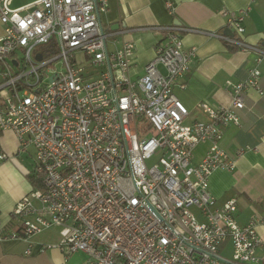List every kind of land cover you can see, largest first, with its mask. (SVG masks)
<instances>
[{
    "label": "built area",
    "instance_id": "1",
    "mask_svg": "<svg viewBox=\"0 0 264 264\" xmlns=\"http://www.w3.org/2000/svg\"><path fill=\"white\" fill-rule=\"evenodd\" d=\"M12 2L0 0V128L14 130L22 148L35 147L40 185L16 202L19 228L1 237L29 239L60 226V239L39 250L56 247L65 259L86 254L74 264H264L256 230L264 219L241 223L238 198L218 203L209 188L215 168L236 164L220 144L224 126L241 125L247 88L264 92V46L241 35L157 24L154 57L134 78L135 43L111 49L107 42L100 12L108 0ZM222 14L244 33L246 9ZM187 31L257 54L245 80L228 82L230 103L202 101L206 119L191 122L173 91L196 56L195 46L183 44ZM199 143L208 149L195 160Z\"/></svg>",
    "mask_w": 264,
    "mask_h": 264
},
{
    "label": "crops",
    "instance_id": "2",
    "mask_svg": "<svg viewBox=\"0 0 264 264\" xmlns=\"http://www.w3.org/2000/svg\"><path fill=\"white\" fill-rule=\"evenodd\" d=\"M223 9L234 12L247 10L243 34H238L230 25L228 17L222 14ZM100 20L109 33L107 42L111 49L120 47L124 41L135 43L131 69L134 78L144 74L145 65L154 57L155 44L161 37L154 28L157 24L177 23L241 35L251 44L264 46V0H108V8L100 12ZM182 38L185 47H196V56L191 69L177 78L173 91L190 110L185 121L206 119L200 102L228 105L231 101L228 82L245 80L249 69L256 65L257 54L254 50H242L223 38L200 32L187 31ZM258 67L264 90V59ZM238 113L241 125L229 123L224 126L220 141L236 164L232 169L215 168L210 174L209 188L218 203L237 197L238 220L246 223L254 216L264 219V92L260 93L254 87L247 88L245 105ZM207 149L208 143H204L196 153L194 150L195 160H200ZM35 160L32 144L22 148L14 130L0 128V264L80 262L86 258L83 252H76L65 259L56 247L39 250L43 244L57 242L61 237L60 231L55 236L45 229L29 239L1 237L19 228L20 220L13 213V208L35 187ZM256 230L264 240V223L258 221ZM31 245L32 252L26 253Z\"/></svg>",
    "mask_w": 264,
    "mask_h": 264
},
{
    "label": "rangeland",
    "instance_id": "3",
    "mask_svg": "<svg viewBox=\"0 0 264 264\" xmlns=\"http://www.w3.org/2000/svg\"><path fill=\"white\" fill-rule=\"evenodd\" d=\"M29 0H14L13 1V6H19V5H21V4H23V3H26V2H28ZM54 64H56L57 66H58V62H55ZM51 66H53V64H51ZM186 122H191L190 120H187ZM202 144H204V143H199V144H197L195 147H194V152L196 153V150H198V149H200V146L202 145ZM196 155V154H195ZM157 159H158V157L157 156H153L150 160H148V163L149 164H151V163H154V162H156L157 161ZM195 159V158H194ZM61 230V227L60 226H52V227H50L49 229H48V231H45V232H48V233H51V234H55V236L57 235L58 236V234H59V231ZM225 254H227V255H230L231 254V248H227L225 251Z\"/></svg>",
    "mask_w": 264,
    "mask_h": 264
},
{
    "label": "trees",
    "instance_id": "4",
    "mask_svg": "<svg viewBox=\"0 0 264 264\" xmlns=\"http://www.w3.org/2000/svg\"><path fill=\"white\" fill-rule=\"evenodd\" d=\"M33 182H34L35 186H39L40 185V182H39L38 178L35 175L33 176Z\"/></svg>",
    "mask_w": 264,
    "mask_h": 264
},
{
    "label": "water",
    "instance_id": "5",
    "mask_svg": "<svg viewBox=\"0 0 264 264\" xmlns=\"http://www.w3.org/2000/svg\"><path fill=\"white\" fill-rule=\"evenodd\" d=\"M38 58H41L42 57V55L41 54H38V56H37Z\"/></svg>",
    "mask_w": 264,
    "mask_h": 264
}]
</instances>
